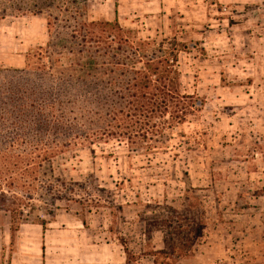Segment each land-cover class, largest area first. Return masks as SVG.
I'll list each match as a JSON object with an SVG mask.
<instances>
[{"label": "rangeland", "instance_id": "374dc122", "mask_svg": "<svg viewBox=\"0 0 264 264\" xmlns=\"http://www.w3.org/2000/svg\"><path fill=\"white\" fill-rule=\"evenodd\" d=\"M34 2L43 10L35 11L40 6L33 8ZM140 4L162 11L124 26L122 16L119 31L101 23L113 9L107 0H0L3 84L17 80L27 56L38 60L50 19L56 16L55 24L69 33L79 9V20L94 22V37L76 42L72 52L54 53V72L73 67L81 73L75 62L93 60L100 96L121 103L113 92L123 90L131 71L166 51L179 73L174 88L187 96L184 103L169 102L167 111L147 103L143 108L154 110L153 119L139 123L150 132L136 136L138 110L123 103V138L53 148L50 158L43 149L2 142L16 131L9 119L0 120L2 172L16 176V186L4 185V191L25 195L28 204L13 233L10 213L0 210V264H154V251H169L165 240L189 250L192 264L263 263L264 0ZM107 35L115 39L102 40ZM109 108L110 102L102 107L107 120ZM181 109L186 117L174 123L172 113ZM155 124L158 131L151 133ZM184 257L158 255V261L183 264Z\"/></svg>", "mask_w": 264, "mask_h": 264}, {"label": "trees", "instance_id": "16d2710c", "mask_svg": "<svg viewBox=\"0 0 264 264\" xmlns=\"http://www.w3.org/2000/svg\"><path fill=\"white\" fill-rule=\"evenodd\" d=\"M72 1L77 3V0ZM37 6H40L38 2H34L32 7ZM43 7L44 4L37 7L35 11L40 12ZM30 9L28 11L33 12ZM74 11L77 25L69 33L63 30L60 24H55V20H58L56 16L50 19L47 24L49 37L47 47L40 46L38 60L33 62L30 56H27L26 67L15 71L18 75L17 80L12 77L6 84L0 82V103L3 105H0V120L9 119L16 131L10 139L3 138L1 141L9 143L13 149L21 146L33 147L34 152L43 149L46 151L47 157L50 158L53 148L65 151L71 146L93 144L96 140H102L109 135L123 138L125 135L123 134V103L124 105H135L134 110H138L134 112V116L139 117L135 123L140 126H136L138 129L134 135L136 136L141 131L149 134V128L143 130L146 128L143 125L147 124L139 123L142 121L141 118L143 120L153 119L154 110H144L143 108L147 106V103L156 104L157 107H162L167 111L169 102L184 103V99L187 98L186 95L180 94L174 88L179 73L175 68L174 59L171 60L170 54L167 56L169 52L166 51L160 57L154 54L150 55L143 68L131 71L132 75L125 82L123 90L119 93L113 92L114 97H118L121 103L114 102L115 100L111 96H100V92L97 90L99 82L90 71V67L95 63L93 60L86 59L84 62L79 60L75 62L81 73L75 72L77 68L73 67L69 71L64 69L54 72L53 69L59 64V58L53 57L54 53L61 54L62 50L67 49L72 52L76 42L78 45H85L88 39L94 37L91 35V26L94 25V22L86 23V20H79V15L76 14H81V11L79 9ZM101 23L106 29L118 28L121 31L120 23L117 21L105 20ZM108 39L113 40L115 37L107 35L103 36L102 40ZM134 52L137 54L139 50L135 49ZM109 53L108 50L106 55ZM45 58H48V62H44ZM105 73L106 71H103V74ZM108 102H110L111 108L108 110L110 119L107 120L103 117L102 107L103 105L107 106ZM112 102L115 105H112ZM182 109L173 111L174 123L185 119L186 112ZM111 120L115 122L112 123ZM100 123L104 125H100ZM93 125H96L97 128H92ZM150 127H153L151 133L157 132L159 128L156 124ZM30 129L35 130L40 137L36 134L37 137L29 136ZM129 139L133 140V137L129 136ZM17 161H24V158L19 155ZM15 182L16 176L12 173L2 172L0 162V210L10 213L12 233L17 231L24 221L23 210L28 205L24 199L25 195H23L24 198H20L4 191V185L13 188L16 186ZM29 187L33 188L32 185ZM58 195L68 196L66 192H61ZM40 224L43 227L46 226L44 220H41ZM83 224H85L84 221ZM165 245H168L169 251L164 248L153 252L154 264H169L168 259L175 260L190 252L184 246L168 244V240H165ZM158 255L168 258L167 262L159 263Z\"/></svg>", "mask_w": 264, "mask_h": 264}, {"label": "crops", "instance_id": "0c3cea01", "mask_svg": "<svg viewBox=\"0 0 264 264\" xmlns=\"http://www.w3.org/2000/svg\"><path fill=\"white\" fill-rule=\"evenodd\" d=\"M110 2L113 3V9L111 11L107 12V14H104L105 18L109 21H112V20L121 21L122 16H123V25H122V22L118 21L120 23V25H122V26L127 25V23H128L127 19L132 18V19L138 20L139 19L138 17H140V22L142 23V21L146 20L147 18L151 19L154 17L156 18V16H157V15H155V16L149 15V16L145 17L144 13H148L149 11L151 13H153V11H155L157 13V11H159V14L158 13L157 14L160 15V11H162L161 10L162 8L161 9H159V8L154 9L153 8V10L149 9V8L145 9V7L140 4L142 2V0H123V1L122 0H107V4H110ZM122 3H123V5H122ZM122 6H123V8H122ZM133 17H136V18H133ZM192 257H193V255H189V256L185 255V257L181 260V262L183 264H192ZM36 258H38V256ZM10 264H16L15 260L13 259ZM41 264H44V263L41 262ZM261 264H264V261Z\"/></svg>", "mask_w": 264, "mask_h": 264}]
</instances>
